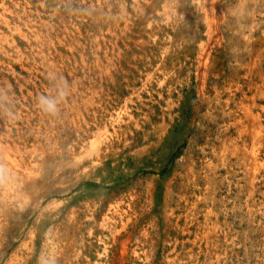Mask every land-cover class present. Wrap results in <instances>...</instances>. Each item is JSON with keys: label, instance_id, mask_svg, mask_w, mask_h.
<instances>
[{"label": "rangeland", "instance_id": "1", "mask_svg": "<svg viewBox=\"0 0 264 264\" xmlns=\"http://www.w3.org/2000/svg\"><path fill=\"white\" fill-rule=\"evenodd\" d=\"M0 264H264V0H0Z\"/></svg>", "mask_w": 264, "mask_h": 264}, {"label": "bare ground", "instance_id": "2", "mask_svg": "<svg viewBox=\"0 0 264 264\" xmlns=\"http://www.w3.org/2000/svg\"><path fill=\"white\" fill-rule=\"evenodd\" d=\"M69 71V70H68ZM77 109V108H76ZM249 114V113H248ZM251 114V113H250ZM247 115V114H246ZM82 117V116H81ZM254 117V116H253ZM246 118H248V117H246ZM251 118V117H250ZM249 119V118H248ZM248 119H246V120H248ZM251 119H249V121H250ZM248 122V121H247ZM260 123V122H259ZM258 125V124H257ZM256 127V126H255ZM260 127V126H259ZM250 128V127H249ZM261 128V127H260ZM253 129V128H252ZM259 129V128H258ZM102 131H104V133H106V132H108V129L106 128V127H102V129H101ZM257 132V131H256ZM259 132V131H258ZM96 138V137H95ZM90 141V140H89ZM98 142V141H97ZM2 145V144H1ZM2 147V146H1ZM29 173V172H28Z\"/></svg>", "mask_w": 264, "mask_h": 264}, {"label": "clouds", "instance_id": "3", "mask_svg": "<svg viewBox=\"0 0 264 264\" xmlns=\"http://www.w3.org/2000/svg\"><path fill=\"white\" fill-rule=\"evenodd\" d=\"M54 108H55V105L53 104V103H49L48 104V110H54Z\"/></svg>", "mask_w": 264, "mask_h": 264}]
</instances>
